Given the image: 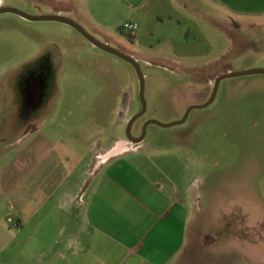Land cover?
I'll return each instance as SVG.
<instances>
[{"label":"rangeland","instance_id":"obj_1","mask_svg":"<svg viewBox=\"0 0 264 264\" xmlns=\"http://www.w3.org/2000/svg\"><path fill=\"white\" fill-rule=\"evenodd\" d=\"M4 1L29 15L43 6ZM139 13L138 38L121 29L130 15L120 11L94 37L134 55L144 75L133 137L149 120L170 124L205 105L220 75L264 69V0H168ZM141 109L129 63L68 25L0 14V168L36 130L80 148L126 139ZM143 142L174 156L189 225L219 238V264H264V75L222 80L210 105L180 125H148Z\"/></svg>","mask_w":264,"mask_h":264},{"label":"crops","instance_id":"obj_2","mask_svg":"<svg viewBox=\"0 0 264 264\" xmlns=\"http://www.w3.org/2000/svg\"><path fill=\"white\" fill-rule=\"evenodd\" d=\"M162 2L168 0H42L29 13L67 17L97 37L96 24L114 12L141 25L139 12ZM12 3L0 0V7ZM31 133L0 168V264L221 262L219 238L189 225V190L165 148L122 137L80 148L48 132Z\"/></svg>","mask_w":264,"mask_h":264},{"label":"water","instance_id":"obj_3","mask_svg":"<svg viewBox=\"0 0 264 264\" xmlns=\"http://www.w3.org/2000/svg\"><path fill=\"white\" fill-rule=\"evenodd\" d=\"M6 13L18 15V16H20V17H22L28 21H32V22L48 21V22H58V23L68 25V26L72 27L73 29H75L80 35H82L94 47L124 60L125 62L129 63L134 68V70L138 76V79H139V96H140V99L142 102V109L139 113H137L132 118H130V120L127 123L126 139L132 145H138L144 140L146 129H147L148 125L155 124L157 126L164 127V128L175 126V125H180V124L184 123L187 114L192 109L204 108V107H207L208 105H210V103L212 102L213 97L216 93L217 86L222 80L227 79V78L246 76V75H264V69H261V68L222 74L216 79L212 97L205 105H203L201 107L189 108L186 111L185 116L181 120H179L177 122L170 123V124H161L155 120H149L143 125L140 136L139 137H133L131 134L132 126L137 119H139L140 117H142L144 115L145 110H146V104H145V100H144V88H145L144 75L140 69L139 63L137 62V60L134 57L126 55V54L110 47L109 45L97 40L96 38L92 37L87 31H85V29H83L78 23H76L75 21H73L72 19H69L67 17H62L59 15H29V14H26V13L18 10L15 7H11V6L0 7V14H6Z\"/></svg>","mask_w":264,"mask_h":264},{"label":"built area","instance_id":"obj_4","mask_svg":"<svg viewBox=\"0 0 264 264\" xmlns=\"http://www.w3.org/2000/svg\"><path fill=\"white\" fill-rule=\"evenodd\" d=\"M137 28H138V25L133 22H126L121 27L123 31L128 32L132 36L135 34Z\"/></svg>","mask_w":264,"mask_h":264},{"label":"flooded vegetation","instance_id":"obj_5","mask_svg":"<svg viewBox=\"0 0 264 264\" xmlns=\"http://www.w3.org/2000/svg\"><path fill=\"white\" fill-rule=\"evenodd\" d=\"M139 136H140V133L137 136H135V137H139Z\"/></svg>","mask_w":264,"mask_h":264}]
</instances>
